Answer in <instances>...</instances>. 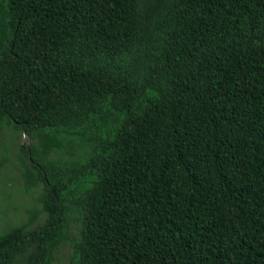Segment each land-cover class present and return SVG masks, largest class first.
Instances as JSON below:
<instances>
[{"label": "trees", "instance_id": "obj_1", "mask_svg": "<svg viewBox=\"0 0 264 264\" xmlns=\"http://www.w3.org/2000/svg\"><path fill=\"white\" fill-rule=\"evenodd\" d=\"M3 126L0 264H264V0H0Z\"/></svg>", "mask_w": 264, "mask_h": 264}, {"label": "rangeland", "instance_id": "obj_2", "mask_svg": "<svg viewBox=\"0 0 264 264\" xmlns=\"http://www.w3.org/2000/svg\"><path fill=\"white\" fill-rule=\"evenodd\" d=\"M33 140L23 131H16L11 126H3L0 131V233L15 224L25 222L29 209L39 208L40 187L27 190L23 173L29 160L21 150V145L28 148ZM43 217L31 224V228L42 222ZM80 221L72 224L71 233H80ZM71 251L69 243L63 244L54 253L52 264H67ZM18 264H24L19 262Z\"/></svg>", "mask_w": 264, "mask_h": 264}]
</instances>
